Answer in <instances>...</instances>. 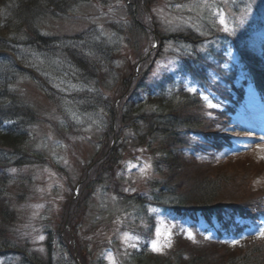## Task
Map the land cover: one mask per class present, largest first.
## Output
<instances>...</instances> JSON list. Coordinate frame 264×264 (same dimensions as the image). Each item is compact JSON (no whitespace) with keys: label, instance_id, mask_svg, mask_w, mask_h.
Here are the masks:
<instances>
[{"label":"rangeland","instance_id":"374dc122","mask_svg":"<svg viewBox=\"0 0 264 264\" xmlns=\"http://www.w3.org/2000/svg\"><path fill=\"white\" fill-rule=\"evenodd\" d=\"M140 2L138 9L135 0L91 1L64 17L41 22L48 36L72 39L83 34L102 49L83 56L89 59L86 81L62 72L52 81L36 71L31 74L19 62L23 68L14 88L33 120L23 143L31 160L7 170L3 201H8L12 218L6 237L38 264H132L143 252L149 231L145 257L165 256L176 249L172 234L178 227L193 245H205L207 249L198 251L210 261L251 259L256 250L264 257V248L257 247L264 245V223L248 236L221 237L208 221L193 228L191 221L179 222L158 207L130 202L133 194L149 200L148 185L156 175L151 150L136 144L137 131L119 124L125 97L142 99L137 114H148L156 104L147 96L151 90L180 85L189 87L208 118L222 125V114L240 103V89L246 88L241 102L258 116L257 125L228 124L224 129L234 138L232 147L217 154L215 169L204 166L201 171L224 177L223 197H218L222 201L251 202L262 196L264 108L257 93L258 74L250 76L246 63L252 55L263 54L264 0ZM180 36L199 42L187 44L176 39ZM150 49L148 72L136 91L135 72L142 67L137 64L148 59L144 53ZM58 234L66 246L59 245ZM0 264L22 262L0 257Z\"/></svg>","mask_w":264,"mask_h":264},{"label":"trees","instance_id":"16d2710c","mask_svg":"<svg viewBox=\"0 0 264 264\" xmlns=\"http://www.w3.org/2000/svg\"><path fill=\"white\" fill-rule=\"evenodd\" d=\"M91 1L97 0H0V168L4 173L0 175L1 258H16L22 264H38L34 259L28 258L25 250L12 243L6 237L8 234L5 231L12 218L8 201H3L6 196L5 184L7 185L9 179L7 170L10 166L25 165L27 160H31L24 150L23 143L33 120L27 105L14 88L15 77L23 68L18 64L23 62L29 67L31 74L36 71L37 75L40 74L52 81L59 80L61 72L75 81L88 80L89 59H84L83 56L89 50L97 52L102 48L97 49L99 45L87 40L83 34L72 39L48 36L43 33L40 26L43 20L64 17L71 13L73 8ZM135 3L140 9V0H135ZM176 39L192 45L199 42L196 38L188 36ZM102 51L106 56V49ZM81 60L85 62H78ZM262 64L264 49L262 55L254 54L247 59L246 69L250 76H254L255 72L258 74L257 93L264 108ZM191 67L190 64L187 65V68ZM234 76L236 78V74ZM137 77L138 74L135 72L134 90L139 91L143 86L144 77L139 79ZM243 94L244 90H240L238 102L242 101ZM147 96L156 103L151 112L137 114V106L142 99L131 94L128 99L124 98L119 119L120 126L137 131L134 139L139 147L151 150L156 175L148 185L151 193L149 200L142 199L140 194H133L130 202L142 208L146 204L153 205L175 216L179 222L191 221L193 227L200 221H208L214 227H218L221 237L230 235L237 237L240 231L246 232L247 235L253 232L255 223L264 222V188L260 190L263 195L251 202L238 198L222 201L218 197H223L220 192L223 191L224 177L209 171H204L203 174L201 168L205 166L211 170L215 169L216 164H219L216 156L222 149L232 147L234 138L226 136L227 128L224 129L228 124L237 123L249 128L257 123L255 119L258 116L250 112L248 107L242 109L237 105L222 114L223 123L219 125L215 119L211 121L208 118L209 112L203 107L199 97L193 96L190 88L186 86L151 90ZM207 120L210 121L209 126ZM261 124L264 125V118ZM138 128L141 129L140 132ZM143 128L145 130H142ZM107 175V178H110L109 174ZM246 175L245 177L250 179V174ZM152 221L150 218L146 224L151 225ZM147 233V238L142 240L144 242L141 246L142 255L135 257L131 261L132 264H264L262 254H255L258 250L255 253L251 252L253 254L251 259L244 257L238 261H210L207 255H202L198 251L201 248L207 249L205 245L202 243L193 245L185 239L179 227L172 234L176 249L165 256L145 257L144 249H147V243L151 239V231ZM57 237L59 245L66 246L62 234H58ZM181 242H184L183 246L178 247ZM257 247L264 248V245Z\"/></svg>","mask_w":264,"mask_h":264},{"label":"snow or ice","instance_id":"6c2138e0","mask_svg":"<svg viewBox=\"0 0 264 264\" xmlns=\"http://www.w3.org/2000/svg\"><path fill=\"white\" fill-rule=\"evenodd\" d=\"M260 235H261L262 237H264V230H261V231H260Z\"/></svg>","mask_w":264,"mask_h":264}]
</instances>
